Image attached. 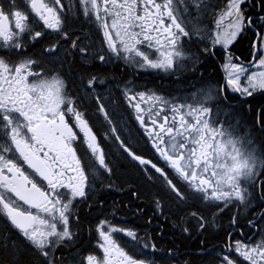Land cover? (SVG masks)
Masks as SVG:
<instances>
[{
  "label": "snow or ice",
  "instance_id": "1",
  "mask_svg": "<svg viewBox=\"0 0 264 264\" xmlns=\"http://www.w3.org/2000/svg\"><path fill=\"white\" fill-rule=\"evenodd\" d=\"M209 61L222 78L185 98L115 72ZM232 99L251 130L220 119ZM257 130L264 0H0V264H192L110 214L112 191L147 193L199 264H264Z\"/></svg>",
  "mask_w": 264,
  "mask_h": 264
},
{
  "label": "flooded vegetation",
  "instance_id": "2",
  "mask_svg": "<svg viewBox=\"0 0 264 264\" xmlns=\"http://www.w3.org/2000/svg\"><path fill=\"white\" fill-rule=\"evenodd\" d=\"M65 2H67V0H65ZM244 43L246 44L247 42L245 41ZM240 50H243L242 46ZM115 72L128 79H135L138 84H143L148 88L155 89L159 94L179 98L190 96L193 92L201 87L207 86L210 82L214 83L221 79L223 75V73L219 71L218 62L213 63L212 61L199 66L198 70L195 72L192 71L191 65H187L171 73L154 69L140 70L139 73H136L123 66L117 67ZM228 103L232 106L231 108H224L223 105L220 106L222 109L220 112V119L232 123L239 121L241 129L251 130L255 116L248 111V105H243V111H240L241 105L236 99H232L228 101ZM233 109L236 110L234 118L225 116V112H232ZM98 130L100 129L98 128ZM260 134L262 133L258 130L254 133V135L257 136H260ZM121 174L122 170L118 173V176ZM118 182L120 181L118 180ZM127 187L128 186L125 185L126 189ZM146 194L147 193H142L141 199L136 200L131 198L127 194V191H112L105 197V207L110 214H115L117 220H121L128 227H133L141 236L147 232L155 237L160 247L165 249L170 246L176 247L181 254L182 260H191L192 264H199L200 257L198 253L200 249L197 247L199 241L195 237L185 238L182 236L181 233L173 227L171 219L165 220L163 216H159L158 214L154 216L153 208L150 203L151 197L149 196L145 199ZM138 208H143L144 211L138 213ZM234 212L235 209H232L231 212L226 211L222 219L218 221L224 225H218L216 229L212 230L213 233L219 231L220 227L226 226L229 216ZM243 214L247 215V213ZM93 215H95V213H93ZM149 221L151 222L149 223ZM244 231L247 232L248 230L245 228ZM205 235L208 236L209 234ZM249 235H251V233H249ZM212 243H215V241L210 240L209 247H211Z\"/></svg>",
  "mask_w": 264,
  "mask_h": 264
},
{
  "label": "bare ground",
  "instance_id": "3",
  "mask_svg": "<svg viewBox=\"0 0 264 264\" xmlns=\"http://www.w3.org/2000/svg\"><path fill=\"white\" fill-rule=\"evenodd\" d=\"M258 143H259V141H258ZM229 217H230V216H229ZM218 225H224V224H223V223H221V222H220V223L218 222Z\"/></svg>",
  "mask_w": 264,
  "mask_h": 264
},
{
  "label": "trees",
  "instance_id": "4",
  "mask_svg": "<svg viewBox=\"0 0 264 264\" xmlns=\"http://www.w3.org/2000/svg\"><path fill=\"white\" fill-rule=\"evenodd\" d=\"M255 103V102H254ZM260 135H264V134H260Z\"/></svg>",
  "mask_w": 264,
  "mask_h": 264
}]
</instances>
